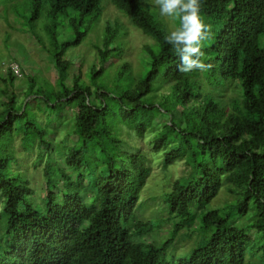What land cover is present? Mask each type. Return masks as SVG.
I'll return each instance as SVG.
<instances>
[{
  "label": "trees",
  "instance_id": "16d2710c",
  "mask_svg": "<svg viewBox=\"0 0 264 264\" xmlns=\"http://www.w3.org/2000/svg\"><path fill=\"white\" fill-rule=\"evenodd\" d=\"M44 1L55 24L45 27L48 44L35 29L33 35L53 58L57 80L35 94L50 109L72 108L76 142L63 153L66 168L47 163L42 204L31 198L28 179L13 174V152L0 145V264H264V0H202L201 16L213 32L204 48L211 67L191 73L178 71L179 57L165 41L172 29L150 5L110 0L153 41L143 47L144 74L135 78L131 64L123 62L114 88L99 80L108 61L123 53L120 43L109 47L118 23L106 24L102 40L92 44L98 65H90L88 82L81 71L67 82L71 60L64 54L88 34L86 18H100L102 0H33L29 21L39 18ZM66 9L76 13L69 18L75 30L59 40L57 16H69ZM6 74L0 139L9 135L13 143L15 133H22L27 149L34 133V140L48 143L40 122L34 115L25 120L27 108L9 93L16 78L12 67ZM29 81L31 90L35 80ZM161 115L168 119L157 127ZM124 126L141 138L152 133L154 150L164 149V167L178 160L188 167L163 192L169 213L180 220L161 242L136 237L154 228L134 218L151 169L147 157L123 140ZM100 156L107 159L98 173L99 163L92 161ZM225 186L232 198L210 207ZM248 212L250 220L237 223ZM198 215L197 246L185 255L168 252Z\"/></svg>",
  "mask_w": 264,
  "mask_h": 264
},
{
  "label": "rangeland",
  "instance_id": "374dc122",
  "mask_svg": "<svg viewBox=\"0 0 264 264\" xmlns=\"http://www.w3.org/2000/svg\"><path fill=\"white\" fill-rule=\"evenodd\" d=\"M0 1L2 2L0 5V87H6L3 80L7 78L6 72L9 67H12L16 78L13 85L8 86L9 93H14L17 103L20 104L22 102L23 108H27L25 120L31 115L36 117L46 130V140L48 141V143H43L37 139L34 140L33 133L28 138V146L25 149L22 139L23 134L15 133L13 143L10 142L9 135H6L0 139V145H4L8 152H13L15 155L11 168L13 174L19 173L23 179H28L30 186L34 189V194L31 198L36 203L42 204L47 186V180L44 175L47 163L50 162L52 165L56 163L61 168H66L63 153L69 149L68 146L76 142L73 132L74 113L72 108L65 105L61 109H50L43 98L35 94L38 86L47 89V83L56 84L57 71L55 62L42 43L33 35L35 29L48 44V35L45 34V27L55 24L53 23L55 22V17H51L50 12H48L50 9L48 1L42 3L41 15L36 21H29L34 8L32 5L33 0H13L8 3L3 0ZM139 2L147 8L150 5L153 9H156L153 6V0H139ZM153 9L150 8L164 27L169 25V29L171 28L172 30L177 27L176 20L161 17ZM101 10L102 13L98 20L90 23L89 18H86L85 23L89 24L88 34L83 35L81 43L72 45L64 54V58L71 60L67 79L68 84L72 83L73 75L79 71H81L82 78L88 82L90 65H98L97 53L92 44L99 43L102 40L105 26L108 23L113 25L116 23L120 24L119 34L109 47L117 46L120 43L123 53L120 57L111 58L108 61L105 65L103 76L99 81H108V85L110 84V87L114 88L118 83L116 71L123 62L131 64L133 76L137 79L147 69L144 64L147 55L144 53L143 47L146 43H153L150 37L134 26L128 16L121 13L110 0L101 1ZM66 11L69 13L66 18L62 14L57 16V22L60 23L56 31L59 40L71 37L75 30L69 18L70 14L76 13L71 9H66ZM78 29H85V27L82 25ZM29 77L35 80L34 87L31 90L29 89ZM232 93L231 89L226 90L227 95ZM2 101L3 98L0 96V108ZM167 119L166 115H161L157 118L155 125L159 127L161 122ZM120 129H122L121 126ZM124 129L123 140L127 141L129 146H133V150H138L147 157V164L151 169V174L141 190L140 202L135 208L134 218L142 221L149 220L153 223L154 228L152 231L136 237L144 241L154 239L156 242H161L169 237L174 225L180 220L179 216H172L169 213L168 203L165 201L163 192L170 189L172 182L176 178L186 174L188 167L182 160L164 167V149L160 151L154 150L152 140L150 142L152 133L148 132L141 138L134 130H127L125 126ZM41 154L42 156H40ZM106 159V157L100 156L98 160L92 161L93 164L99 163L98 173L106 167V162H104ZM117 164L120 165L121 160H118ZM68 172L71 171L68 169ZM59 184L62 187L61 180ZM90 196V193L85 194V200L90 201ZM231 198L232 194L225 186L221 188L219 195L211 202L210 207L222 206ZM250 218L251 213L248 212L244 216H240L237 219V223L244 224ZM200 233L201 216L198 215L191 227L186 226L180 231L168 252L175 251L177 256L191 252L192 248L197 246L200 240Z\"/></svg>",
  "mask_w": 264,
  "mask_h": 264
},
{
  "label": "clouds",
  "instance_id": "9594fccd",
  "mask_svg": "<svg viewBox=\"0 0 264 264\" xmlns=\"http://www.w3.org/2000/svg\"><path fill=\"white\" fill-rule=\"evenodd\" d=\"M153 6L161 17L179 21V27L165 36L166 43L179 57L178 71L191 73L210 68L205 63L204 48L213 38V32L201 16L202 0H153Z\"/></svg>",
  "mask_w": 264,
  "mask_h": 264
}]
</instances>
